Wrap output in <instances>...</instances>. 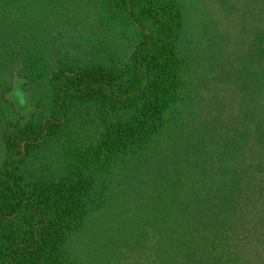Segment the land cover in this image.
Listing matches in <instances>:
<instances>
[{
	"label": "trees",
	"instance_id": "trees-1",
	"mask_svg": "<svg viewBox=\"0 0 264 264\" xmlns=\"http://www.w3.org/2000/svg\"><path fill=\"white\" fill-rule=\"evenodd\" d=\"M230 1L217 0L237 14ZM244 2L231 43L218 50L208 43L214 79L233 81L240 97L232 114L239 127L224 141L205 127L172 160L167 189L160 184L142 211L140 235L149 228L159 236L157 264H264L255 253L248 261L229 237L248 218L264 247V0ZM86 10L93 23L85 26L78 13ZM60 27L72 44L83 40L78 53L58 41ZM184 28L177 0H0V264H112L111 247L126 231L91 257L71 242L113 203L118 167L131 162L136 179L150 175L147 157L190 103ZM15 63L30 93L24 120L7 97ZM75 125L97 136L78 142ZM56 139L60 168L33 172L30 159ZM253 201L258 211L248 209Z\"/></svg>",
	"mask_w": 264,
	"mask_h": 264
},
{
	"label": "rangeland",
	"instance_id": "rangeland-1",
	"mask_svg": "<svg viewBox=\"0 0 264 264\" xmlns=\"http://www.w3.org/2000/svg\"><path fill=\"white\" fill-rule=\"evenodd\" d=\"M177 1L185 17V28L180 47L182 53L189 57L192 65L190 79L186 86L189 90L190 103L183 108L177 116L178 119L147 157L146 164H144L145 167L150 166L149 176L147 173H142L143 178L140 180L137 177L136 179L131 162L118 167L119 172L116 174L115 180L112 181L109 192L110 197L114 198L113 203L103 213H95L90 216V219L84 224L82 233L80 232L81 234L74 237L71 242V246L82 255L91 257L96 248L103 247L107 250L109 245H112L110 242L117 241L116 237L118 238L120 230L126 231L127 234H122L123 236L117 241L120 245L117 243L116 248L111 247L112 255L109 260L112 264H157L155 249L159 236L149 228H147L145 238L140 235L144 220L142 211L153 204L155 192L157 189H161V185L166 184L172 175V160L176 159L177 154L183 155L188 142L195 143L191 135L198 136L205 127L204 130L209 134L219 136L220 141H224L227 139L226 137L231 136V133L238 130V120L236 119V121V117H233L232 114L238 109L240 97L235 94L233 81L225 82L214 79L216 73L214 72L215 68L212 67L216 58L215 53L208 48V43H214V48L217 50L218 47L222 49L226 43H231L240 24L237 14L242 12L246 4L243 3V0H231L230 4L232 2L236 4L232 6L236 9L237 14H235L222 9L217 0ZM86 12L87 10L78 13L85 26L93 23V17H88ZM246 16L248 15L246 14ZM60 29V32H56L59 37L58 41L63 43L72 54L78 53L80 50L77 46L83 43V40H77L78 45L72 44L73 42L69 40V32H65L62 27ZM74 39L76 40V37ZM245 41V39L242 40V42ZM242 46L238 57L246 51V43ZM17 69L18 64L15 63L11 67L12 90L7 94V97L15 104L21 119L24 120L28 118L32 106L29 101L30 93L22 88V80L16 76ZM8 79L7 76L6 80ZM74 127L79 130L77 133H73L74 139L78 142L89 143L97 136L95 128L88 125L82 127L75 125ZM62 144L61 139H56L38 150L28 163L33 172L49 174L57 171L62 162ZM180 159L182 157L178 159L179 164L183 163ZM157 164L160 167H156ZM146 177L150 179L149 185H146ZM117 179L119 180L117 181ZM162 188L167 189V186L162 185ZM250 204L253 205L248 209L257 207V211L261 205L255 201ZM251 212L249 211V213ZM252 219L256 218L252 217ZM249 220L244 218V224L237 223L234 231L232 230L233 235H229L230 243L239 249H246L247 255H244L248 261L254 262L257 256H261V260H263L264 247L260 248V242L252 237V235H257V231H249ZM119 222H123L120 225L121 228L118 227L117 223ZM242 225L247 227L243 229ZM98 236L102 239L98 240ZM260 249H262V253ZM117 252L119 253L118 258L116 257ZM249 253L251 254L249 255ZM253 253L257 256H254Z\"/></svg>",
	"mask_w": 264,
	"mask_h": 264
}]
</instances>
